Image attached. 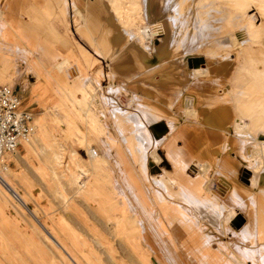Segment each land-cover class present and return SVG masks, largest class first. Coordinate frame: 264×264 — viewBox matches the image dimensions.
<instances>
[{
    "label": "rangeland",
    "instance_id": "374dc122",
    "mask_svg": "<svg viewBox=\"0 0 264 264\" xmlns=\"http://www.w3.org/2000/svg\"><path fill=\"white\" fill-rule=\"evenodd\" d=\"M118 2L121 5L122 1L116 0ZM250 2L249 14L263 20L255 3L264 6V0ZM15 4V0L0 2V84L22 93L25 105L34 114L35 130L22 144L17 157L11 160L8 173L2 176L11 179L14 191L27 203L18 202L0 183V264H264V253L259 249L262 241L264 251V229L261 240L257 238L264 222V205L258 201L248 202L245 209L237 207L238 219H244L242 227L245 224L250 227L237 229L235 220L229 223L231 214L232 220L237 214L228 211L227 201L233 199L234 204L241 205L236 194L227 198L221 195L228 191L224 182L226 176L233 177L232 173L222 170L221 176L217 174L220 167L217 171L202 168L197 184L201 185L203 194L197 191L195 199L185 195L180 182L167 179L172 176L174 167L167 159L163 142L154 140L150 147L142 150L137 145L134 149L124 148L126 160L135 171L140 170L137 162L141 155L144 153L147 157L140 170L144 172L142 189L130 177L129 169L116 163L110 134V130L115 129L109 127L106 111L116 107L112 97L121 108L132 112L130 105L134 104L130 97L108 92L110 97L106 96L103 85L108 83L101 79L90 85L86 100L83 101L85 96L79 97L82 98L79 101L75 96L69 97L62 106L52 108L53 81L44 71L62 58H57L56 47L66 53L60 43L62 38L52 29L53 24L63 19L61 5L56 0H43L40 7L36 6V15H23L29 24L20 29L16 10L11 8ZM154 5V20L164 22L168 16L161 14L158 1ZM215 13L209 23L213 27L207 30L206 45L200 50L218 51L219 45H225L228 35L223 32V26H234L233 34H239L236 18L230 20L225 14ZM68 18L71 30L77 33L74 12L71 11ZM120 18L128 29L137 24L132 16H118ZM137 26H142L145 36L147 34L146 38L143 36L145 40L154 31L148 21ZM19 29L22 40L14 41ZM62 34L66 39L65 30ZM83 43L89 44L86 40ZM155 45H161V37L155 38ZM89 49L93 51L90 45ZM199 49L193 56L202 60ZM99 59L107 69V60ZM220 61L210 66L215 69L222 64L226 76L244 78L247 83L259 69L264 70V59L257 54L238 57L236 52H231L229 59L220 58ZM82 63V70L87 72L91 62ZM142 117L149 128L148 120ZM184 119L185 115L180 114L178 120L184 122ZM239 124L242 125V121ZM238 132L239 136L247 133L243 128ZM89 150L95 152L93 158ZM235 151H239L246 162L242 168L249 163L255 174L264 172V135L252 138L250 143H241ZM154 152L163 160L160 162L165 170L163 174L151 173L153 163L148 159L152 160ZM232 156L236 155L232 152ZM190 164L187 172L196 176L199 170L196 164ZM234 178L245 186L240 172ZM203 200L212 203L206 204ZM177 201L188 208L175 206ZM171 232L181 235L173 239ZM184 246L192 249L185 250ZM198 249L207 252L200 253Z\"/></svg>",
    "mask_w": 264,
    "mask_h": 264
},
{
    "label": "crops",
    "instance_id": "0c3cea01",
    "mask_svg": "<svg viewBox=\"0 0 264 264\" xmlns=\"http://www.w3.org/2000/svg\"><path fill=\"white\" fill-rule=\"evenodd\" d=\"M5 1L7 0H0L2 4ZM15 1L16 4L10 6L16 10L14 13L18 17L19 28L22 29L29 24L23 19V15L28 13L36 15V6L40 7L43 0H18V6L17 0ZM56 1L61 5L63 19L60 23L53 24L52 29L57 37L62 38L60 43L66 53L56 47L57 58L58 56L62 58H58L57 64L44 71L53 81L52 108L62 106L70 96L77 97L79 101L81 99L79 97L90 94L91 84L102 79L103 83H108L103 85V93L106 96H108L106 92L119 97L127 96L134 104L130 105L134 109L130 112L121 108L115 98L108 96L115 101L116 107H110L106 111V117L109 127L115 129L113 132L110 130L113 136L112 155L117 164L129 169L130 177L136 186L141 189L145 187L144 172L140 170H143L147 157L143 155L144 153L141 155L137 162L140 170L135 171L130 168L126 160L124 148L128 146L134 149V145H137L140 150L147 149L152 141L156 140L163 142L167 159L174 167L172 176L167 179L180 182L188 197L195 198L197 191L203 194L201 185L197 184V178L203 173L202 168L206 170L207 167H211L212 170L217 171L220 167L217 174L222 176V170L233 174V177L226 176L224 183L228 191L225 195H221L227 198L236 194L241 205L234 204L233 199L228 201L226 199L228 211L232 210L233 214H237L233 220L231 214L229 223L238 218L237 207L245 209L249 206L248 202L258 201L264 205V172L255 174L249 163L247 167L242 168L243 163L246 162L241 158L239 151H235L241 143H250L252 138L264 135L262 132L264 130V98H262L264 70L259 69L257 75L252 76L247 83L244 78L226 76L227 74L222 72L224 68L222 64L215 69L210 66L211 63L221 62L220 58L229 59L231 52H236L238 57L257 54L264 59V6L255 3V8L263 15V20L260 21L254 14H249L251 0H141L142 6L138 0H120L122 3L117 7H112V2L116 0ZM157 1L160 4L161 14L168 16L164 22L154 20V8H156L154 2ZM121 9H125L138 25L148 21L154 26L149 39H144L145 31L142 26L136 24L128 29L126 22L118 19V16H122V12L119 13ZM71 11L74 12L73 22L77 33H73L70 28L68 15L71 16ZM214 12L225 14L230 20L236 18L239 22L236 32L239 34L238 36L233 34L234 26H223V32L228 35L225 45H219L218 51L207 49L203 51L199 48L208 40L207 30L213 27L209 23H212ZM142 16L144 18H140ZM20 29L14 41L22 40ZM62 30L66 32V39H63ZM156 37H161V45L158 47L155 45ZM83 40L88 41L89 44L83 43ZM89 45L94 53L89 49ZM144 48L146 51L143 50ZM197 49L204 59L193 56ZM99 57L107 60V69ZM194 58L195 60H192ZM86 60L91 62V67H94H90L87 72L82 70L84 67L82 62ZM69 69H72V72ZM20 95L23 109L31 112V109L29 110L25 105L22 93ZM138 113L146 117L149 128L143 123L142 115ZM180 114L185 115L184 122L178 120ZM240 121L242 125L239 124ZM156 126L160 128L159 137L153 133V128ZM241 127L246 129L247 133L243 132L239 136L238 129ZM232 152L236 156L233 157ZM152 155V160L148 159V162L160 168L162 172L160 174L165 173L164 168L160 167V162L163 160L159 153L154 152ZM156 156L159 158L157 164L154 161ZM190 163L196 164L199 170L196 171V176H191L187 172ZM237 172L241 173V181L245 186L235 180ZM245 173L247 179H244ZM255 178L256 181L253 180ZM247 188L255 191L251 192ZM178 201L175 206L181 209L188 208L183 203L178 204ZM203 202L212 203L207 200ZM219 203L223 207V201ZM226 213L225 211L224 214ZM243 220L241 218L242 222ZM249 225L245 224L243 227L241 225L240 228L245 229L250 227ZM189 227H192L191 224ZM259 229L261 231L258 232L257 238L260 239L264 222ZM178 235L181 233L171 232L173 239ZM260 242L262 244L259 249L264 253L261 250L263 242ZM183 249L189 251L192 248L184 246ZM198 250L200 253L207 252V250ZM241 251L244 253L242 247Z\"/></svg>",
    "mask_w": 264,
    "mask_h": 264
},
{
    "label": "built area",
    "instance_id": "2783aa9c",
    "mask_svg": "<svg viewBox=\"0 0 264 264\" xmlns=\"http://www.w3.org/2000/svg\"><path fill=\"white\" fill-rule=\"evenodd\" d=\"M16 88L0 84V167L11 166L22 143L34 133V115L23 109Z\"/></svg>",
    "mask_w": 264,
    "mask_h": 264
},
{
    "label": "bare ground",
    "instance_id": "6f19581e",
    "mask_svg": "<svg viewBox=\"0 0 264 264\" xmlns=\"http://www.w3.org/2000/svg\"><path fill=\"white\" fill-rule=\"evenodd\" d=\"M147 1V0H146ZM122 3V2H121ZM143 3V2H142ZM115 4H119V2L118 3H116V1L115 2H113L112 3V5L115 7L116 5ZM150 4V3H149ZM146 6H147V4H146ZM118 9V8H117ZM147 9V8H146ZM122 11H119V13L120 12H122L121 14H122V16L124 15V16H126V15H128V13L126 12V10L125 9H121ZM117 13V12H116ZM132 13V12H131ZM128 16H131L130 14L128 15ZM124 18V17H123ZM126 18V17H125ZM121 20H122V18H120ZM131 20V19H130ZM118 21V20H117ZM133 24V23H132ZM138 25V24H137ZM136 25V26H137ZM136 30H137V28H136ZM241 30V29H240ZM134 31V30H133ZM137 32H138V30H137ZM141 33V32H140ZM147 33V32H146ZM141 35V34H140ZM147 37V34H146V36H145V38ZM142 38V37H141ZM149 41V40H148ZM149 43V42H148ZM117 50V49H116ZM123 50V49H122ZM144 51H146L145 50V48L143 49ZM148 50V49H147ZM120 53V52H119ZM119 55V54H118ZM61 67V66H60ZM60 69H62V68H60ZM204 73H205V71H203ZM207 73V72H206ZM199 75L200 74H198V76L197 77H199ZM196 77V78H197ZM110 79V78H109ZM164 81V80H163ZM161 82V81H160ZM165 84V83H164ZM174 85V84H173ZM161 86H162V84H161ZM158 87V86H157ZM164 87V86H163ZM171 87V86H170ZM172 88V87H171ZM175 88V87H174ZM117 89V88H116ZM119 89V88H118ZM154 89V88H153ZM169 89V88H168ZM173 89V88H172ZM109 91V90H108ZM119 91V90H118ZM115 92V91H114ZM171 92V91H170ZM88 93V92H87ZM167 93V92H166ZM173 93V92H172ZM171 93V94H172ZM89 94H87V95H85V97H83V101L84 100H86L87 99V96H88ZM71 97V96H70ZM173 98V97H172ZM82 99V98H81ZM72 101H73V99H71ZM80 102H82V101H80ZM202 102V101H201ZM115 103V102H114ZM104 104V103H103ZM189 105H190V103H189ZM193 105V104H192ZM191 105V106H192ZM92 111V110H91ZM118 111V110H117ZM125 112V111H124ZM148 113V112H147ZM125 114V113H124ZM134 114V113H133ZM133 114H130V115H133ZM73 117V116H72ZM160 118V117H159ZM158 119V118H157ZM138 120V119H137ZM159 120V119H158ZM139 121V120H138ZM157 121V120H156ZM162 121V120H161ZM168 122V121H167ZM157 123V122H156ZM159 123V122H158ZM240 123V122H239ZM138 124V123H137ZM162 124V123H161ZM161 124H160V126H161ZM169 124V123H168ZM172 124V123H171ZM163 128V127H162ZM242 128V127H241ZM151 129V128H150ZM155 131L154 132H156V134L157 133H159V130H160V128H157V126L155 127V128H153ZM165 129H166V127H165ZM171 129V128H170ZM168 130V129H167ZM171 131V130H170ZM169 131V132H170ZM237 132V131H236ZM165 134V133H164ZM149 135V134H148ZM143 136H145V134L143 135ZM160 136V135H159ZM30 138V137H29ZM150 139V138H149ZM156 139H158V138H156ZM147 140H148V138H147ZM27 141V140H26ZM26 141H24V142H26ZM23 142V143H24ZM147 142V141H146ZM150 142V141H149ZM22 143V144H23ZM146 144H148V142L146 143ZM19 152V151H18ZM88 153H89V155H90V157L91 158H93L94 157V151L93 150H89L88 151ZM88 155V154H87ZM89 157V158H90ZM155 163L157 164V162L159 161V158H158V156H156L155 157ZM151 167V173L153 174V175H158V174H160V173H162L161 172V170L159 171V172H152V170H153V168L154 167H157V166H155V165H151L150 166ZM160 169V168H159ZM8 171H9V167H7V168H1L0 167V183H1V185L3 186V188H5L11 195H12V197H14V199H16V200H18V202H20V203H22V202H24V198L23 197H21V196H19L15 191H14V188H13V184H12V182L10 181L11 179H9V178H7V179H3L2 178V176L4 175V174H6V173H8ZM55 174V173H54ZM255 176V175H254ZM253 176V177H254ZM162 177V176H161ZM247 176H246V173H245V177H244V179H247L246 178ZM79 179V178H78ZM249 179V178H248ZM253 180H255L256 181V178L255 179H253ZM81 182H82V180H81ZM250 182H251V180H250ZM254 183V182H253ZM255 184V183H254ZM256 185V184H255ZM159 186V185H158ZM85 187V186H84ZM82 188V187H81ZM215 188V187H214ZM67 202V201H66ZM24 203H27V202H24ZM24 205V204H23ZM129 208V207H128ZM233 216V215H232ZM242 221H241V218H237L236 220H235V222H234V224H235V226H238V228H240L241 227V225H242ZM49 234V233H48ZM50 235V234H49ZM53 238V237H52ZM54 240V239H53Z\"/></svg>",
    "mask_w": 264,
    "mask_h": 264
},
{
    "label": "water",
    "instance_id": "95a60500",
    "mask_svg": "<svg viewBox=\"0 0 264 264\" xmlns=\"http://www.w3.org/2000/svg\"><path fill=\"white\" fill-rule=\"evenodd\" d=\"M159 171H160V169L158 167H154L152 170V172H159Z\"/></svg>",
    "mask_w": 264,
    "mask_h": 264
}]
</instances>
